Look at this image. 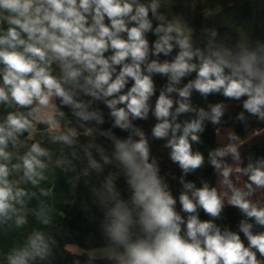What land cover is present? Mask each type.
Segmentation results:
<instances>
[{"label": "clouds", "instance_id": "obj_1", "mask_svg": "<svg viewBox=\"0 0 264 264\" xmlns=\"http://www.w3.org/2000/svg\"><path fill=\"white\" fill-rule=\"evenodd\" d=\"M157 7L155 0L149 6L137 3L136 0H0V32H3L0 35V64L4 65L0 102L8 103L11 99L12 103L21 108H30L34 102L39 106L30 108L27 116L22 113H8L5 122L0 124V158L8 160L9 153L5 152V148L9 140L14 143L18 133L32 127V120L28 117L58 127L53 115H38L40 108L51 106L53 96L59 97L62 105L70 106L77 117L85 121L92 117L99 120L96 113L86 112V105L74 99L77 95L76 89L95 98H100L101 94L103 97H110L120 93L128 78H131L134 83L130 90L118 98L108 100L107 105L112 109L111 115L115 117L116 125L122 128L129 126V114L143 118L147 112L146 102L153 94L150 75L143 74L141 69L149 52L144 33L152 28L148 19L149 9L155 15ZM106 17L109 24L105 23ZM158 19L163 20V17ZM131 22H135V26L129 27ZM3 25H7V28ZM155 32L163 35H159L154 44V55H168L172 51L173 40L181 51L171 63H148V73H171V80L179 82L180 77L196 70V65L189 61L194 55H199L201 64L197 79L194 84L190 83L179 91L181 97H188L192 87L202 95L221 90L225 97L234 99L247 95L248 99L243 107L250 113L259 114L264 118V71L254 67L257 62L255 54L245 52L236 60L230 61L218 51L212 52L208 57L199 50L194 53L191 50L190 37L185 35V30L179 23H169L167 26L161 24ZM123 33L127 34L126 39L121 35ZM172 33L176 35L173 36ZM22 34L26 35L27 39L22 38ZM18 48H22V51H18ZM109 50L113 54L106 58L105 53ZM128 58H131V63H124ZM53 61L58 62L62 72L59 79L50 71ZM117 65L122 67L113 78ZM226 68L230 70L229 74H225ZM254 80H258V83H254ZM65 85L69 87L66 89ZM167 91L171 92L173 88L168 87ZM172 103L173 101L161 92L155 105L157 118L168 117ZM117 104H126L127 110L123 107L117 109ZM176 111H188V105L180 103ZM58 114L64 115L63 112ZM205 115L207 113L201 110V119ZM221 115V105L212 107L213 123H217ZM240 118H243L242 114ZM169 127L170 124L165 119L154 127V135L158 138L164 137ZM179 127L176 125V128ZM176 128H173V133ZM200 129V121H194L184 128V134L178 140L173 138L169 141L173 149L172 159L178 161L185 171L199 168L203 163L201 154L191 153L187 139L190 132ZM75 135V131L70 129L67 134L54 136L53 140L72 144L71 138ZM140 135L138 142L117 141L116 146L119 149L118 158L130 176L128 183L134 189L132 202L142 209L139 213V223L148 234V239L134 243L129 241L131 213L125 203L117 198L119 194L115 192L111 180L105 186L108 199L115 201L114 207L108 213L112 222L106 226L107 232L113 241L125 247V254L117 257L120 264H264V261L257 260L256 252L251 250L256 249L264 257V233L253 235L249 231L252 227L250 224L243 226L249 242L248 247L244 246L236 234L221 235L218 229L211 232L213 224L209 221H199L196 215H191L187 220L188 239L181 237L182 218L174 211L175 200L161 187L153 165L147 163L149 152L143 134ZM231 138L236 139L234 135ZM191 139L196 141L198 137L192 135ZM226 153H232L235 159H239L236 146L229 145L226 149L218 150L213 156L212 164L216 169H220L221 164L215 156L222 157ZM47 154L45 149L34 143L23 157L24 175L33 184L38 183L34 177L43 179L37 169H43L45 165L38 157ZM92 166L99 167L94 161ZM231 171L226 165L222 171L225 178L223 183L230 188L232 185L227 178ZM236 171L239 172L240 169L237 168ZM245 171L251 172L249 180L253 184L264 186V169L253 168L250 164ZM8 175L7 165L0 164V216H6L9 210L14 211L11 201L21 202L18 198L26 195L20 189L13 193L7 180ZM187 187L191 188L192 185ZM247 187L251 190V184ZM232 191L229 203L264 226V208L250 204L244 198L247 193L235 188ZM193 195L207 214L212 217L219 216L223 205L215 188L209 190L205 184ZM102 202L106 200L102 198ZM180 202L183 211H196V204L188 195L182 194ZM22 223L23 218H18L17 224ZM30 246L37 256L43 257L47 253L48 244L42 234L37 233L30 240ZM29 255V252L24 251L10 256V264H27Z\"/></svg>", "mask_w": 264, "mask_h": 264}, {"label": "trees", "instance_id": "obj_2", "mask_svg": "<svg viewBox=\"0 0 264 264\" xmlns=\"http://www.w3.org/2000/svg\"><path fill=\"white\" fill-rule=\"evenodd\" d=\"M131 2V0H130ZM145 6L151 5L154 0H136ZM158 7L153 15L149 9L148 19L152 28L144 33L148 41L149 52L146 61L141 65L143 74L150 75L153 82V94L149 96L147 112L143 118L128 116V127L122 128L115 123V117L111 115L112 109L107 101L118 98L130 90L134 81L128 78L125 87L120 93L110 97L95 98L86 95L80 89H76L74 99L86 105L85 111L96 113L97 118L83 120L74 115V110L67 105H62L60 98L55 96L54 121L63 127L59 130L51 128L36 130L39 122L32 117V127L18 133L13 143L9 140L5 152L9 153V159L0 158V164H6L9 169L7 177L9 186L15 194L16 190H23L26 195L19 197L17 201H11L13 210H9L6 216H0V264H10L9 257L27 251V264H120V261L111 257L93 258L87 253L75 254L66 249L68 244H77L83 248L117 247L125 254V247L113 241L107 232V225L112 222L108 215L114 207L115 201L108 199L106 184L111 180L118 199L122 200L131 213L132 224L129 225V241L148 239V234L139 223V213L142 210L132 202L134 189L128 183L130 176L122 161L118 158L119 149L117 141L127 143L138 142L141 133L148 148L147 163L152 164L156 171L157 179L164 191L168 192L175 200L174 211L181 216L180 235L187 237V220L191 215H196L201 222L209 221L213 224L211 232L217 229L221 235L236 234L240 237L245 247L249 246L248 239L243 231L245 224L252 227L249 231L253 234L264 233V226L259 225L254 217L229 203L233 195L232 189H238L247 193L244 197L250 204L264 208V186H257L249 180L250 171H245L251 164L253 168L264 169V118L259 114H252L243 107L248 99L247 95L239 99L225 97L223 90L202 95L195 87L189 89L188 97H181L179 91L197 79V73L201 60L199 55H194L189 63L196 65V70L180 77L179 82L171 80V73H148L147 64L152 61L171 63L181 49L175 40L172 51L165 55H154V44L159 39L155 29L163 24L179 23L185 30V35L190 37L191 50L196 53L199 50L205 57L212 52H220L230 61L236 60L245 52L255 54L257 62L254 67L264 71V0H155ZM162 16L163 20L158 19ZM105 23L110 22L105 18ZM129 27L135 26L131 22ZM6 29L7 25H3ZM215 33V35H213ZM3 32H0L2 35ZM127 38V34H121ZM175 36V33H172ZM22 38L27 39L22 34ZM22 51V48H18ZM109 50L105 53L108 58L112 55ZM215 59V57H212ZM124 63H131L128 58ZM122 65L115 66V75L119 73ZM4 65L0 64V86H3ZM50 71L58 79L62 76L59 64L53 61ZM230 70L225 69V74ZM86 75V73H85ZM81 83L83 80L81 79ZM258 83V80H254ZM66 89L69 87L65 85ZM168 87L173 91L168 92ZM163 92L173 101L166 118H157L155 115L156 102ZM180 103L188 105V111L177 112ZM217 104L222 107V115L217 123H213L212 107ZM36 102L30 108H35ZM125 108L126 104H117L116 108ZM30 108H21L11 102H0V124L6 120L8 113H22L27 116ZM203 110L207 115L201 119ZM264 110V108H262ZM78 111V110H77ZM63 112L60 116L58 113ZM241 114L243 118L241 119ZM167 120L170 127L164 137L154 135V127L158 123ZM102 121V122H100ZM200 121L201 129L190 132L187 139L193 155L199 153L203 156V163L199 168L185 171L178 161L172 159L173 149L169 144L173 138L184 134V128L194 122ZM77 126L81 130L72 137V144L63 141H54V136L67 134L70 129L65 125ZM179 125V128H176ZM173 128H176L173 133ZM90 130V132L88 131ZM87 133V134H86ZM198 137L196 141L191 136ZM236 139H232V136ZM37 143L48 153L38 157L45 165L43 169H37L43 175V179L34 177L38 183L33 184L25 175L23 157L30 151L32 144ZM229 145L237 148L239 159L234 154L226 153L224 156H215L220 162L221 168L216 169L212 159L218 150L226 149ZM107 158V160H105ZM94 161L99 167H93ZM137 161L139 156L137 154ZM18 167H15L17 166ZM232 169L227 178L232 188L224 184L222 171L224 166ZM239 168L240 171H236ZM191 184L189 188L187 185ZM208 185L209 190L215 188L222 200V210L217 217L207 214L197 203L193 193ZM251 184V190L247 185ZM186 194L196 204L194 213L183 211L180 196ZM102 198L106 202H102ZM23 218L24 223L17 224L18 218ZM47 221V222H45ZM39 233L44 236L48 244L46 255L43 257L34 254L30 246V240ZM202 239V238H201ZM257 260L264 261L256 249Z\"/></svg>", "mask_w": 264, "mask_h": 264}, {"label": "rangeland", "instance_id": "obj_3", "mask_svg": "<svg viewBox=\"0 0 264 264\" xmlns=\"http://www.w3.org/2000/svg\"><path fill=\"white\" fill-rule=\"evenodd\" d=\"M54 106V107H53ZM41 112L39 113L40 116H46L47 114H51L53 115L54 118V112H55V96L52 97L51 99V106L49 108H40ZM57 124V123H56ZM58 127H52L50 125V128L53 130H59L62 129V125L61 124H57ZM67 129H71L74 130L75 133L79 132L81 130L80 127L77 126H68L67 124L64 126ZM66 249L69 250L72 253L75 254H83V253H87L90 257L93 258H100V257H111V258H116L120 256V255H124V253L117 247H94V248H90V249H86L83 248L77 244H68L66 245ZM115 253V255H111V253ZM125 258H127L125 256ZM119 260V259H118ZM120 261V260H119Z\"/></svg>", "mask_w": 264, "mask_h": 264}, {"label": "water", "instance_id": "obj_4", "mask_svg": "<svg viewBox=\"0 0 264 264\" xmlns=\"http://www.w3.org/2000/svg\"><path fill=\"white\" fill-rule=\"evenodd\" d=\"M50 125L48 123H44V122H38L36 125V130H46L49 129ZM24 134H27V131H24Z\"/></svg>", "mask_w": 264, "mask_h": 264}, {"label": "built area", "instance_id": "obj_5", "mask_svg": "<svg viewBox=\"0 0 264 264\" xmlns=\"http://www.w3.org/2000/svg\"><path fill=\"white\" fill-rule=\"evenodd\" d=\"M36 107H39L38 104L36 105ZM36 107H35V108H36ZM40 112H41V109H40L39 113H40ZM39 113H38V115H39Z\"/></svg>", "mask_w": 264, "mask_h": 264}]
</instances>
